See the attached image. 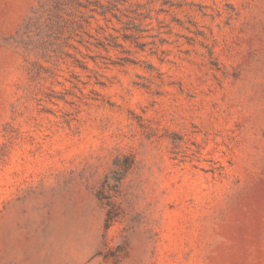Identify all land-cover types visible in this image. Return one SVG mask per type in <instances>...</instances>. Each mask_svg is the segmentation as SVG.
Returning <instances> with one entry per match:
<instances>
[{"label":"rangeland","instance_id":"rangeland-1","mask_svg":"<svg viewBox=\"0 0 264 264\" xmlns=\"http://www.w3.org/2000/svg\"><path fill=\"white\" fill-rule=\"evenodd\" d=\"M0 264H264V0H0Z\"/></svg>","mask_w":264,"mask_h":264}]
</instances>
